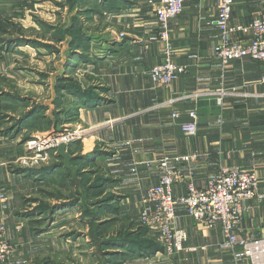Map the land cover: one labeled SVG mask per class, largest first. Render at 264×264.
Returning a JSON list of instances; mask_svg holds the SVG:
<instances>
[{
	"label": "crops",
	"instance_id": "1",
	"mask_svg": "<svg viewBox=\"0 0 264 264\" xmlns=\"http://www.w3.org/2000/svg\"><path fill=\"white\" fill-rule=\"evenodd\" d=\"M15 3L16 0H0L2 28L13 16ZM256 3L261 4L259 10L252 11L248 17L239 14L234 6L231 24L246 25L254 17L264 15V0ZM218 7L219 0H184L183 11L170 21L173 59L186 69L168 86L152 82L148 75L150 68L163 59V44L148 40L156 31L157 23L146 0H132V4L120 11L106 14L104 19L109 26L104 28L101 41L107 47L100 50L107 49L101 55L94 49L98 59L91 65L74 67L82 84L94 85L98 93L96 98L85 102L77 99L74 103L72 96H63V127L88 133L76 138L70 147L67 143L66 151L72 156L89 154L96 148L102 151L92 160L103 168L99 176L105 179V184L100 197L111 196L107 207L112 211L117 229L139 227L146 190L161 175L159 170L146 167V162L165 155L195 154L190 163L176 165L170 161L183 178L172 187L173 196L184 195L189 182L198 189L206 187L220 165L252 169L259 178L257 195L242 202L244 211L235 235L237 238L264 237V85L260 82L264 64L248 57L223 64L215 56L219 39L215 24ZM231 38L245 41L248 36L236 33ZM60 52L61 65L54 63L51 71L55 72L48 78L50 99L54 97V77L59 72L66 73V46ZM3 55L7 51L1 48L0 57ZM2 60L0 75L14 76L18 84L30 83L31 75L17 73L15 62ZM11 71L14 75L8 74ZM31 85L36 89L38 83L34 81ZM218 97L223 100L222 106L216 102ZM53 107L47 103V115H51ZM191 110L197 116L198 133L194 136L185 135L181 130L182 123L192 120ZM173 113L177 116L173 117ZM4 129L0 128V194H3L0 221L8 227L11 238L16 236L15 226L20 222L17 220L14 224L12 217L15 218L20 207L19 198L28 179L23 178L27 168L15 164L23 153L20 135L9 137ZM13 163L16 166L10 170ZM191 164L193 174L189 176ZM176 212L175 226L187 233L184 250L174 257L156 251L147 258H132L129 264H213L230 263L235 258L239 264H249L239 247L228 244L219 225L209 228L196 222L181 204L177 205ZM148 234L154 235L150 229ZM191 247L197 249L189 251ZM10 258L0 264H11Z\"/></svg>",
	"mask_w": 264,
	"mask_h": 264
},
{
	"label": "rangeland",
	"instance_id": "2",
	"mask_svg": "<svg viewBox=\"0 0 264 264\" xmlns=\"http://www.w3.org/2000/svg\"><path fill=\"white\" fill-rule=\"evenodd\" d=\"M105 1L114 3V0H16L15 12L4 23V30L0 33V47L7 51V55L0 57V62L2 59L15 62L17 73L33 77L29 78L30 83L27 80L29 84H18L14 76L0 75V128H5L2 131L9 137L20 135L23 153L17 158L16 165H20L18 159L23 155L37 160L23 174V178L28 179V185L19 198L20 207L15 212L16 216L12 217L14 224L20 221L15 226V237L10 238L6 226V236L13 245L11 264H129L130 259L139 257L127 255L123 245L117 247L112 245L113 242L104 244L108 237L118 236L124 240L135 238V235L119 234L116 220L106 202L92 197L95 191L93 184L103 170L92 159L102 151L96 148L89 154L74 155H88L77 165L70 160L69 164L77 168L74 172L63 167L58 147L39 152L28 144L36 137L72 133L71 129L62 125L65 94L72 96L74 103L78 98L72 90L76 87L98 93L94 85L82 84L74 67L91 65L98 59L93 50L100 51L97 53L101 55L107 49L100 50V47H107L101 41L104 28L109 26L104 19L106 14H110L103 11ZM237 1L235 9L245 17L261 6L256 3L257 0ZM124 5L129 6L127 3ZM67 28L73 31L66 32ZM72 39L75 40L73 43L87 44L86 50L80 52L83 56L70 53L71 49H75L74 45L70 46ZM63 46H66V73L59 72V76L54 77V97L50 99V94L47 95L50 86L48 78L55 72L51 71L52 65L56 62L61 65L62 57L58 53ZM87 73L93 74L92 71ZM8 74L14 75L12 71ZM34 81L38 83L36 89L31 85ZM47 103L54 105L50 116L46 113ZM86 135L88 133L81 132L79 137ZM74 140L76 138L68 142L69 147ZM67 154L72 156L69 150ZM15 164H11L10 170ZM94 217L103 223L97 235H93L94 232L89 234L90 226L86 222L88 219L95 220ZM131 231L142 233V228L135 226Z\"/></svg>",
	"mask_w": 264,
	"mask_h": 264
},
{
	"label": "built area",
	"instance_id": "3",
	"mask_svg": "<svg viewBox=\"0 0 264 264\" xmlns=\"http://www.w3.org/2000/svg\"><path fill=\"white\" fill-rule=\"evenodd\" d=\"M155 16L157 28L148 40L159 41L163 44V59L153 65L148 71L152 82L168 86L185 72L186 66L173 59V48L170 43V21L178 16L184 7V0H146ZM235 0H219L215 24L218 28L219 39L215 46V56L226 64L232 59L248 57L252 61L264 64V15L254 17L249 24H231L234 13ZM241 33L248 36L245 41H233L232 34ZM261 84L264 85V72L261 75ZM228 94L221 91V94ZM217 104L222 106L223 100L217 98ZM177 113H173L176 117ZM190 122L182 123L181 130L185 135L194 136L198 133L196 112L189 111ZM220 121V119H219ZM81 132L73 131L70 134L59 136L36 137L29 141V146L37 151L48 148H57L61 142L68 143L78 138ZM196 155L161 156L154 161L146 162V167L155 168L161 172L156 184L147 188L144 203L141 206L138 222L153 231L155 239L161 245V252L174 257L184 250L187 233L183 228L176 227L178 218L176 207L184 205L187 215L196 222L213 228L220 226L228 244L239 247L243 259L249 264H264V237L237 238L235 229L240 222L245 199L257 195L259 178L252 169L239 166L220 165L215 175L209 179L206 187L196 188L192 182L187 183V191L180 197H174L172 187L181 181L182 175L178 169L170 165L190 163ZM22 167L28 168L37 163L35 158L23 155L18 159ZM189 176L193 174V165L189 166ZM3 197V194H0ZM6 225L0 221V263L7 261L13 252V245L8 240ZM204 249V247H201ZM196 247L188 248L195 251ZM158 253V252H157ZM213 264H239L237 258L230 263Z\"/></svg>",
	"mask_w": 264,
	"mask_h": 264
},
{
	"label": "trees",
	"instance_id": "4",
	"mask_svg": "<svg viewBox=\"0 0 264 264\" xmlns=\"http://www.w3.org/2000/svg\"><path fill=\"white\" fill-rule=\"evenodd\" d=\"M125 3H127V5L132 4V0H114V3H112V2L110 3V1H105L104 4H103V11L110 12V13L118 12V11L121 10L122 7L125 6L124 5ZM0 28L2 30H4V28H2L1 21H0ZM1 31H0V33H1ZM71 31H73V29H68V28L66 29V32L70 33ZM88 40L89 39L87 38V41ZM74 41H75L74 39L71 40L70 46L74 45L75 49H71L70 53L77 54L79 56H83L82 55L83 53H80V52L84 51V49L86 50L87 44H85L84 42H82L81 44H78L76 42L73 43ZM88 44H89V42H88ZM89 46H90V44L88 45V48H89ZM72 91L77 96V98L79 100H82L83 102L87 101L88 99H93V98L97 97V95L95 93H89V91H82L79 87H76ZM23 119H24V117H23ZM87 156L88 155H85L84 157L73 156L71 159H72L73 162H75V165H77V164H79L78 160H84ZM58 157H60V156L58 155ZM104 182H105V179L99 177L98 180L93 184V187L95 188V191H94V194H92V197L96 198V200H98V201L106 202L105 205H107L108 202L111 200V196H105V197H102V198L100 197V195H101V193L103 192V189H104V184H105ZM94 219L97 220L96 217H94ZM102 224L103 223L99 222L98 227L94 231L93 235H95V234L97 235L98 232L100 233ZM138 228H142V233H137L138 231H136V232L131 231V229L122 226V227L119 228V231H120L119 234L129 235V236L130 235H135V238L134 237H130V238H124V240H122L118 236H112V237L106 238V241L103 239L104 240V244L105 243H109V242H113L112 245H114V246L123 245V247L127 250V255H131V257H134V256H139V257L150 256V255L154 254L156 251H161L162 250V247L157 242V240L155 239V236H152V235L148 234V228L147 227H145V226H143V225H141L139 223V227ZM116 234H118V233H116ZM120 240H122V241H120ZM101 243H102V241H101Z\"/></svg>",
	"mask_w": 264,
	"mask_h": 264
},
{
	"label": "water",
	"instance_id": "5",
	"mask_svg": "<svg viewBox=\"0 0 264 264\" xmlns=\"http://www.w3.org/2000/svg\"><path fill=\"white\" fill-rule=\"evenodd\" d=\"M66 148L67 143L65 142H61L58 146V155L63 159L62 165L64 168L72 169L74 172H76L77 168L69 164L71 157L67 154ZM86 222L90 226L89 234H92L97 229L99 222L92 219H88Z\"/></svg>",
	"mask_w": 264,
	"mask_h": 264
}]
</instances>
